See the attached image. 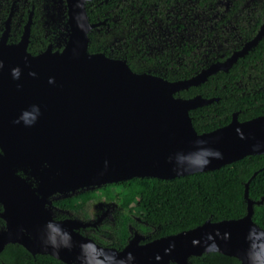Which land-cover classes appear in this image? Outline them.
Masks as SVG:
<instances>
[{
	"label": "water",
	"instance_id": "95a60500",
	"mask_svg": "<svg viewBox=\"0 0 264 264\" xmlns=\"http://www.w3.org/2000/svg\"><path fill=\"white\" fill-rule=\"evenodd\" d=\"M89 1L65 0L68 35L60 51L50 45L37 55L27 51L31 14L18 42L8 43L12 11L0 35V253L8 244H19L32 255L65 264H189L190 257L216 252L239 264H264V230L252 221L247 185L243 217L207 220L149 241L134 232L121 250L78 232L96 227L106 214L92 223L55 220L46 208L56 194L132 178L173 179L264 154V115L239 121L233 114L226 126L198 134L189 112L216 99L174 96L227 72L262 39L264 22L224 61L189 79L167 81L135 73L124 60L88 52V33L100 24L88 20ZM201 149L218 151L220 157L198 167L194 161ZM15 167L38 178L37 190ZM65 231L70 238L64 242Z\"/></svg>",
	"mask_w": 264,
	"mask_h": 264
},
{
	"label": "trees",
	"instance_id": "16d2710c",
	"mask_svg": "<svg viewBox=\"0 0 264 264\" xmlns=\"http://www.w3.org/2000/svg\"><path fill=\"white\" fill-rule=\"evenodd\" d=\"M12 5L8 43L19 41L32 12L27 51L37 55L48 44L53 51L63 48L68 35L64 0H0V35ZM86 12L90 23H100L88 33L89 53L124 60L135 73L178 81L224 61L254 38L264 22V0H92L86 3ZM196 95L216 99L189 112L198 134L226 126L233 114L239 121L263 116L264 35L227 72L218 71L203 84L174 94L185 99ZM14 170L37 190L38 178L28 169ZM246 185L247 196L254 202L252 221L264 230V154L173 179L132 178L83 190L65 198L63 208L70 217L84 220L88 218L86 203L100 198L116 203L112 221L78 232L103 247L121 250L133 231L149 241L207 220L243 217ZM133 212H139L142 224L132 218ZM0 226H4L2 219ZM188 262L239 264L236 258L216 252L190 257ZM0 264L65 263L49 255H32L19 244H8L0 253Z\"/></svg>",
	"mask_w": 264,
	"mask_h": 264
},
{
	"label": "rangeland",
	"instance_id": "374dc122",
	"mask_svg": "<svg viewBox=\"0 0 264 264\" xmlns=\"http://www.w3.org/2000/svg\"><path fill=\"white\" fill-rule=\"evenodd\" d=\"M96 188H99V187L88 188V189L86 188V189H82V190L80 189L79 191L69 193V194L53 195L49 198V203H48L46 208L48 209V211L50 212V214L53 217H56L59 215L68 217L70 215V213L67 209L63 208V200L67 197L74 196V195L78 194L80 191L94 190ZM116 207H117L116 203L110 202V201L106 200L105 198H100V199H95L93 201H90L84 205V209L88 215V218L84 219L83 221L84 222H91V223L95 222L103 214H106L105 217L103 218V220L111 221L110 219L112 216V211L114 209H116ZM139 212H142V211H139ZM139 212L138 213L133 212V214H131V216L135 221L142 224L143 221L140 218L141 216L139 215ZM1 230H2V228L0 226V231Z\"/></svg>",
	"mask_w": 264,
	"mask_h": 264
},
{
	"label": "clouds",
	"instance_id": "9594fccd",
	"mask_svg": "<svg viewBox=\"0 0 264 264\" xmlns=\"http://www.w3.org/2000/svg\"><path fill=\"white\" fill-rule=\"evenodd\" d=\"M199 158L197 160L194 161V163L198 166V167H203L206 166L208 163H210V157L211 158H219L220 157V153L218 151L212 150V149H201L198 153ZM49 228H51L53 231L55 232H60V229L58 227L53 226L52 224L48 225ZM63 240L64 242L67 241L70 237L68 235V233L65 231L62 234ZM49 241L55 246L56 241L55 238L53 236H49ZM130 256V254H129Z\"/></svg>",
	"mask_w": 264,
	"mask_h": 264
},
{
	"label": "flooded vegetation",
	"instance_id": "af4514ba",
	"mask_svg": "<svg viewBox=\"0 0 264 264\" xmlns=\"http://www.w3.org/2000/svg\"><path fill=\"white\" fill-rule=\"evenodd\" d=\"M64 2H65V0H64ZM65 5H66V3H65ZM10 11H12V13H13V5L11 6ZM10 11H9V12H10ZM66 13H67V12H66ZM30 14H31V22H32V12L29 13V15H30ZM8 15H9V14H8ZM29 15H28V16H29ZM11 18H12V17H11ZM27 20H28V18H27ZM5 21H6V20H5ZM26 22H27V21H26ZM66 22H67V21H66ZM10 24H11V21H10ZM25 24H26V23H25ZM66 24H67V23H66ZM4 25H5V22H4ZM66 26H67V25H66ZM30 27H31V26H30ZM3 30H4V29H3ZM67 31H68V30H67ZM2 32H3V31H2ZM9 33H10V31H9ZM49 45L51 46V44H48V46H49ZM48 46H47V47H48ZM51 47H52V46H51ZM113 184H115V183H113ZM116 208H117V207H116ZM114 211H115V209L112 211V216H111V219H110L111 221L113 220V213H114ZM66 217H67V216H66ZM66 217H65V218H66ZM68 217H70V215H69ZM53 218H54L55 220H61V219H56L55 217H53ZM71 218H75V217H71ZM63 219H64V218H63ZM76 219L79 220V221L84 222L82 219H78V218H76ZM103 221H105V220H102L99 224H101ZM99 224H98V225H99ZM98 225H97V226H98ZM97 226H96V227H97ZM86 228H88V227H86ZM89 228H95V227H89ZM81 229H85V228H81ZM134 232H137V231H133V232H132V235H133Z\"/></svg>",
	"mask_w": 264,
	"mask_h": 264
}]
</instances>
